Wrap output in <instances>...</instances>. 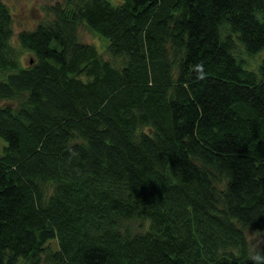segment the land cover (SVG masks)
I'll list each match as a JSON object with an SVG mask.
<instances>
[{
  "label": "trees",
  "instance_id": "1",
  "mask_svg": "<svg viewBox=\"0 0 264 264\" xmlns=\"http://www.w3.org/2000/svg\"><path fill=\"white\" fill-rule=\"evenodd\" d=\"M46 10L22 64L0 0V264H257L264 0Z\"/></svg>",
  "mask_w": 264,
  "mask_h": 264
},
{
  "label": "rangeland",
  "instance_id": "2",
  "mask_svg": "<svg viewBox=\"0 0 264 264\" xmlns=\"http://www.w3.org/2000/svg\"><path fill=\"white\" fill-rule=\"evenodd\" d=\"M3 1L8 5L12 14L13 35L11 40L16 45V47H18V49L21 50L19 58L22 64H27L29 62V58L31 57V53L19 47L16 34L22 29L34 28V26L38 22L50 21L52 19V14L47 12L46 5L53 4L54 2L60 0H3ZM109 1L112 4H118L121 2V0H109ZM78 37L80 40L84 42L93 43L103 57L109 58L108 54L105 51V45L107 43L106 37L88 29L83 24H80L78 28ZM236 44H237L236 51L241 52L242 51L241 45L239 44V42H237ZM259 53L257 54L261 56L258 63L260 62L261 58L264 56V49ZM248 59L251 61V64H253L257 61L258 57L253 56V57H248ZM247 67L252 68V66L248 64ZM4 143L5 141L3 139H0V148ZM246 233L252 245H258L264 242V236L262 234L253 233L251 231H247ZM40 256L41 259L39 261V264H53L47 261L44 252H41ZM25 263H26L25 260H23L22 258H20L17 262V264H25Z\"/></svg>",
  "mask_w": 264,
  "mask_h": 264
},
{
  "label": "clouds",
  "instance_id": "3",
  "mask_svg": "<svg viewBox=\"0 0 264 264\" xmlns=\"http://www.w3.org/2000/svg\"><path fill=\"white\" fill-rule=\"evenodd\" d=\"M254 260H256L257 264H260L261 261H264V256L257 255Z\"/></svg>",
  "mask_w": 264,
  "mask_h": 264
}]
</instances>
